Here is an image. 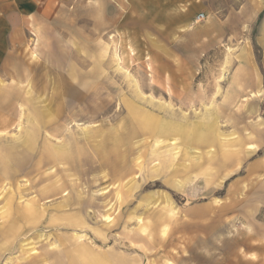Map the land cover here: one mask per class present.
<instances>
[{"label":"rangeland","instance_id":"obj_1","mask_svg":"<svg viewBox=\"0 0 264 264\" xmlns=\"http://www.w3.org/2000/svg\"><path fill=\"white\" fill-rule=\"evenodd\" d=\"M207 2L0 19V264H264V0Z\"/></svg>","mask_w":264,"mask_h":264},{"label":"crops","instance_id":"obj_2","mask_svg":"<svg viewBox=\"0 0 264 264\" xmlns=\"http://www.w3.org/2000/svg\"><path fill=\"white\" fill-rule=\"evenodd\" d=\"M68 0H0V19L8 14H18L20 16L51 12L56 8V4ZM121 1V0H119ZM123 1V0H122ZM130 5L136 4L142 11L139 17L142 18H166L170 5H175L179 0H127ZM199 1V2H197ZM208 0H187L190 3L187 14L173 15L176 18L189 17L199 7L207 10ZM197 2V3H196Z\"/></svg>","mask_w":264,"mask_h":264},{"label":"bare ground","instance_id":"obj_3","mask_svg":"<svg viewBox=\"0 0 264 264\" xmlns=\"http://www.w3.org/2000/svg\"><path fill=\"white\" fill-rule=\"evenodd\" d=\"M141 130L145 131V132L153 133L154 127L152 126V123H151V125L150 124H145L144 126L143 125L141 126ZM130 137H131V135L128 134L127 138H130ZM1 152L3 153V155L0 156V171H1L0 172V179L3 177V175L7 176L9 178L15 176V172L19 171L18 169L20 168V162L18 161V158L16 157V155L14 156L13 153L10 152L9 148H3V149H1ZM63 159H68L67 154H65L64 157H62V160ZM117 161L118 160H116V162ZM30 206H32V205H30ZM77 257L81 258V257H85V256H83L82 253H77L76 254V258ZM99 258H101V257H99ZM96 261L98 262L100 260H96ZM101 263L104 264L103 261H101ZM70 264H71V262H70Z\"/></svg>","mask_w":264,"mask_h":264},{"label":"built area","instance_id":"obj_4","mask_svg":"<svg viewBox=\"0 0 264 264\" xmlns=\"http://www.w3.org/2000/svg\"><path fill=\"white\" fill-rule=\"evenodd\" d=\"M205 17V14L203 12H200L197 14V19L200 20V19H203Z\"/></svg>","mask_w":264,"mask_h":264}]
</instances>
